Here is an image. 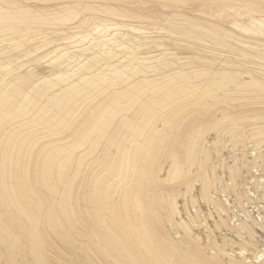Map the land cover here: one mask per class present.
<instances>
[{
	"label": "bare ground",
	"instance_id": "6f19581e",
	"mask_svg": "<svg viewBox=\"0 0 264 264\" xmlns=\"http://www.w3.org/2000/svg\"><path fill=\"white\" fill-rule=\"evenodd\" d=\"M253 185L264 0H0V264H264Z\"/></svg>",
	"mask_w": 264,
	"mask_h": 264
},
{
	"label": "rangeland",
	"instance_id": "374dc122",
	"mask_svg": "<svg viewBox=\"0 0 264 264\" xmlns=\"http://www.w3.org/2000/svg\"><path fill=\"white\" fill-rule=\"evenodd\" d=\"M259 173H257V175H258ZM222 185H221V183H219V185H218V187H221ZM253 187H255L256 188V190L259 192V194H260V196L264 199V189L262 190L261 188H260V185H253ZM254 190H252V193H254L253 192ZM256 195H257V197H258V194L256 193ZM223 197H224V195H223ZM256 197V198H257ZM225 198V197H224ZM229 198H232V200H230V203H233L232 201H233V199L235 200V198H234V195L232 194ZM180 200H179V203L181 204V203H183V199H181V198H179ZM189 200H190V198H189ZM248 204V203H247ZM200 205H206L205 203L203 204V202L201 201V203H200ZM201 206V207H202ZM207 206V205H206ZM206 206H203L202 208V211H204V213H207V209L209 208V205L206 207ZM252 206V207H251ZM259 206L260 207H262L263 206V204H259ZM257 207H258V205H257ZM257 207H255L254 205H252V204H250V205H248V209H249V211L250 212H252V214H256L255 216H258L259 214H258V212H260V211H262V210H260L259 211V209L257 208ZM211 208V207H210ZM236 210H233L232 212H235ZM258 211V212H257ZM192 213L194 214V211H192ZM262 213V212H261ZM233 214V213H232ZM216 214H214V216H215ZM241 215V214H240ZM231 216H233V215H231ZM235 219V221H236V218H234ZM212 223H213V220L211 221L210 220V225H212ZM199 229V228H198ZM198 229H196L194 232H198L197 234H199L200 233V237H203V241L205 242V243H207V239H206V237L204 236V235H206V236H208L207 234H206V232L204 231V229H201V231L203 232V234H202V232H200ZM211 229H214L213 231H216V232H214L213 234H214V236L216 237L215 238V240L216 239H218L219 238V240H218V242H221V236H223L224 234H226L228 237H230V238H232L233 240H235L234 242L235 243H238V241H237V239H235L234 237H232V236H234V235H232V233L230 232V231H228V230H225V229H222V231H221V229H217V230H215V228L214 227H211ZM206 230V229H205ZM220 230V231H219ZM223 230H225L224 232H223ZM224 233L223 235H222V233ZM260 233V236H262V238L261 239H264V235H263V233L261 234V232H259ZM221 234V235H220ZM259 236V235H258ZM208 238V237H207ZM257 240L258 241H260L259 240V238H257ZM264 245V244H263ZM232 246V245H231ZM232 247H230L229 249H231ZM233 248H234V250L236 251V252H239V247H238V245L237 244H233ZM231 252V251H230ZM255 261V264H260V261H261V259H260V261H258L257 259L256 260H254ZM259 262V263H258ZM262 262V261H261Z\"/></svg>",
	"mask_w": 264,
	"mask_h": 264
}]
</instances>
